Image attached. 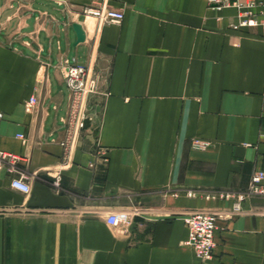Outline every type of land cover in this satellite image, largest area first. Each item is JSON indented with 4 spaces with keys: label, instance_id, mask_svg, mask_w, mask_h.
Returning a JSON list of instances; mask_svg holds the SVG:
<instances>
[{
    "label": "crops",
    "instance_id": "obj_1",
    "mask_svg": "<svg viewBox=\"0 0 264 264\" xmlns=\"http://www.w3.org/2000/svg\"><path fill=\"white\" fill-rule=\"evenodd\" d=\"M102 2L123 20L82 12ZM235 18L208 0H0V149L31 186L0 171V264H264L263 199L225 197L264 170V25ZM64 56L99 79L69 156ZM121 209L128 233L107 222ZM192 210L218 215L207 260L184 242Z\"/></svg>",
    "mask_w": 264,
    "mask_h": 264
},
{
    "label": "built area",
    "instance_id": "obj_2",
    "mask_svg": "<svg viewBox=\"0 0 264 264\" xmlns=\"http://www.w3.org/2000/svg\"><path fill=\"white\" fill-rule=\"evenodd\" d=\"M209 7L215 10L233 8L236 10V18L231 23L233 29L264 25V0H208ZM82 12L96 18L99 22H121L124 12L109 6L107 3L85 5ZM65 70V82L70 91L68 111L65 122L66 136L61 141L65 156H69L77 135L86 128L85 119H91L88 107L89 97L99 88L97 75L91 73L88 66L78 62L75 58L64 56L61 62ZM37 103V97L31 96L25 102V109L32 111ZM0 110V120L3 118ZM24 137L23 133L18 134ZM198 143L199 141L196 140ZM107 160V158L105 159ZM25 157L10 151L0 149V171L5 169L11 174V186L29 193L31 190L25 171L21 168ZM192 196L193 192L189 191ZM250 195L259 196L264 201V170H256L250 180L246 191L238 193H226L225 197L234 198L235 212L241 210L240 202ZM262 212L264 214V202ZM218 215L211 211L192 210L186 213L184 220L188 228V237L184 241L190 245L200 260L213 257L215 247V229ZM107 222L118 226L124 233L129 232L131 212L128 210H116L108 214Z\"/></svg>",
    "mask_w": 264,
    "mask_h": 264
},
{
    "label": "water",
    "instance_id": "obj_3",
    "mask_svg": "<svg viewBox=\"0 0 264 264\" xmlns=\"http://www.w3.org/2000/svg\"><path fill=\"white\" fill-rule=\"evenodd\" d=\"M72 26H73V29L75 30L76 37H77L76 43L83 41L85 39V35L86 34H85V30H84L82 24L79 23V22H74L72 24ZM89 124H90L89 119L88 118L85 119V125L84 126L85 127H88Z\"/></svg>",
    "mask_w": 264,
    "mask_h": 264
}]
</instances>
